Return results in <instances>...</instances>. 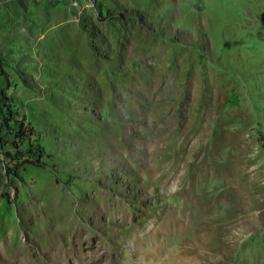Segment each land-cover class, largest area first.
Returning a JSON list of instances; mask_svg holds the SVG:
<instances>
[{"label": "rangeland", "instance_id": "374dc122", "mask_svg": "<svg viewBox=\"0 0 264 264\" xmlns=\"http://www.w3.org/2000/svg\"><path fill=\"white\" fill-rule=\"evenodd\" d=\"M0 264H264V0H0Z\"/></svg>", "mask_w": 264, "mask_h": 264}, {"label": "trees", "instance_id": "16d2710c", "mask_svg": "<svg viewBox=\"0 0 264 264\" xmlns=\"http://www.w3.org/2000/svg\"><path fill=\"white\" fill-rule=\"evenodd\" d=\"M18 121L16 122V128L14 129H10V134H13V136H11V140L13 145H17V141L21 139L22 135H25L26 129L23 126V122H19V124H17Z\"/></svg>", "mask_w": 264, "mask_h": 264}, {"label": "bare ground", "instance_id": "6f19581e", "mask_svg": "<svg viewBox=\"0 0 264 264\" xmlns=\"http://www.w3.org/2000/svg\"><path fill=\"white\" fill-rule=\"evenodd\" d=\"M62 251L59 249L58 251L54 252L53 254H60Z\"/></svg>", "mask_w": 264, "mask_h": 264}]
</instances>
